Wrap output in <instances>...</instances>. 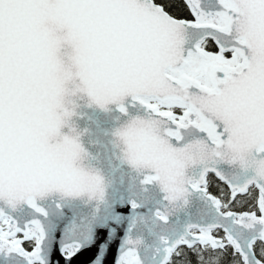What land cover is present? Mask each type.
Segmentation results:
<instances>
[{
    "label": "snow or ice",
    "instance_id": "1",
    "mask_svg": "<svg viewBox=\"0 0 264 264\" xmlns=\"http://www.w3.org/2000/svg\"><path fill=\"white\" fill-rule=\"evenodd\" d=\"M0 264H264V0H0Z\"/></svg>",
    "mask_w": 264,
    "mask_h": 264
}]
</instances>
